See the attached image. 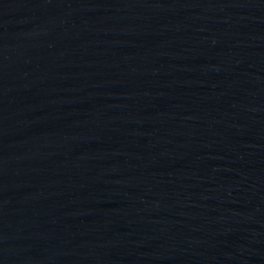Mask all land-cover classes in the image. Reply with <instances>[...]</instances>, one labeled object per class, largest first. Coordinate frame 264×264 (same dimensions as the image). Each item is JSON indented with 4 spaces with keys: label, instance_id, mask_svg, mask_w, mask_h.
<instances>
[{
    "label": "water",
    "instance_id": "1",
    "mask_svg": "<svg viewBox=\"0 0 264 264\" xmlns=\"http://www.w3.org/2000/svg\"><path fill=\"white\" fill-rule=\"evenodd\" d=\"M0 264H264V0H0Z\"/></svg>",
    "mask_w": 264,
    "mask_h": 264
}]
</instances>
